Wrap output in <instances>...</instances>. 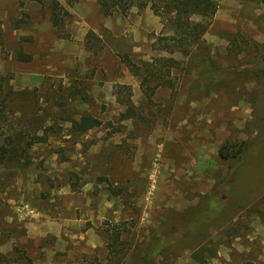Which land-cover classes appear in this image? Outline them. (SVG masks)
I'll return each mask as SVG.
<instances>
[{
  "label": "rangeland",
  "instance_id": "374dc122",
  "mask_svg": "<svg viewBox=\"0 0 264 264\" xmlns=\"http://www.w3.org/2000/svg\"><path fill=\"white\" fill-rule=\"evenodd\" d=\"M57 2L53 24L52 0H0V146L12 135L13 148L0 152V264H264V139L219 218L145 254L226 174L221 144L261 138L264 0H214L187 53L151 46L166 30L148 6ZM159 55L178 63L147 96L143 62ZM195 56L235 74L192 92ZM82 114L100 123L71 131Z\"/></svg>",
  "mask_w": 264,
  "mask_h": 264
},
{
  "label": "trees",
  "instance_id": "16d2710c",
  "mask_svg": "<svg viewBox=\"0 0 264 264\" xmlns=\"http://www.w3.org/2000/svg\"><path fill=\"white\" fill-rule=\"evenodd\" d=\"M98 4L104 14H111L113 10H119L121 13H126L131 6L144 8L148 6L152 12L160 18L162 27L166 30L165 33H159L154 36L151 46L157 50L166 52L180 51L187 53L195 46L202 38V35L207 30L211 19L216 10L214 0H98ZM50 19L53 24H58L60 21L58 13V2L52 0L50 4ZM20 60H29L30 55L19 52ZM196 72L192 77L190 91L197 92L206 89L208 86L220 84L228 81L230 74H235L233 69H228L216 65L207 56L194 57ZM178 63L177 59L171 56L159 55L152 61H144V70L147 75H143L140 86L147 96L154 92L156 85L170 83L171 79L166 78L170 68ZM136 69V68H135ZM257 74L264 78V65L258 68ZM257 73V71H256ZM155 78L154 85L151 84V78ZM2 79V78H1ZM264 85V81L261 82ZM5 80L0 82V91L4 99L9 93L5 89ZM69 122L71 131H85L100 123V120L90 114H82L79 118L66 117ZM47 128H51L49 125ZM53 132V131H51ZM48 133L41 135H33V138L27 141L31 144L34 141H44ZM8 146H0L2 156L8 158L12 152V135L9 136ZM264 139V128L262 129L261 138L258 142L253 141H224L219 147V155L224 159L232 160L228 166L226 174L212 188L209 195L202 200L194 211L184 212L187 216L186 223L171 222L169 228L161 231L159 235H154L151 238L149 245L146 247L145 254L147 257H154L171 246L174 242L181 239L182 234L197 235L204 232L206 226L212 221L219 218L226 206L227 200L230 197L233 185L238 181V174L249 165L251 156L254 155L260 148V144ZM118 237V232L115 234Z\"/></svg>",
  "mask_w": 264,
  "mask_h": 264
}]
</instances>
